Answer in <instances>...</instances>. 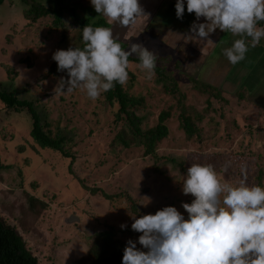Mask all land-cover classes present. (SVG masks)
<instances>
[{"label": "rangeland", "instance_id": "rangeland-1", "mask_svg": "<svg viewBox=\"0 0 264 264\" xmlns=\"http://www.w3.org/2000/svg\"><path fill=\"white\" fill-rule=\"evenodd\" d=\"M27 2L30 5L32 0ZM63 2L73 9L77 21L95 23L103 19L108 24L90 0ZM139 3L146 16L135 26L124 28L114 23L108 27L119 43L128 44L126 51L133 43L142 44L156 53L158 64L165 68L164 78L155 74L147 79L138 65L129 63L128 67L134 77L131 92L144 99V104L134 109L139 117H145L143 128L153 127L162 111L171 110L166 122L168 138L152 157L143 156L141 146L108 147L116 129L113 111L104 103V92L96 100L79 88L71 93L55 92L60 79L68 76L66 71L49 74L57 64L52 56L57 50L78 44L79 37L82 39L79 24L67 12L61 28L55 27L51 16L30 24L23 16L22 0H4L0 5V89L33 101L42 118L52 122L54 134L59 130L73 145L67 146L74 156L71 165L70 159L59 153L39 149L28 135L27 113L0 103V217L24 239L38 264L73 263L85 255L93 231L108 228L125 247L131 239L138 250L146 252L138 243L141 233L131 229L133 216L139 218L173 206L188 218L182 204L191 203L194 197L182 191L186 175L180 164L187 169L192 163L211 164L222 181L236 184L244 179L248 185L264 187V87L249 92L251 82L245 79L247 89L240 88L242 77L238 76L242 73L235 71L247 72V64L253 67L257 63L253 55L232 65L219 42L203 64L218 31L208 37L212 42L190 39L191 24L206 22L203 17L197 21L194 13L185 12L182 20L177 19L176 0ZM42 4L54 6V0ZM227 36L234 37L230 32L225 33ZM247 58L251 59L248 63ZM228 75L231 78L227 79ZM169 78L177 84L178 92H165V87L171 89ZM195 80L218 89L222 99L203 92L199 84L194 85ZM182 109L195 120L202 140H186L179 128ZM78 179H83L88 189H100L115 198L106 201L100 194L90 195ZM28 197L38 200L34 210ZM39 201L47 205L45 211H40Z\"/></svg>", "mask_w": 264, "mask_h": 264}, {"label": "clouds", "instance_id": "clouds-1", "mask_svg": "<svg viewBox=\"0 0 264 264\" xmlns=\"http://www.w3.org/2000/svg\"><path fill=\"white\" fill-rule=\"evenodd\" d=\"M90 2L108 24L131 28L146 16L139 0ZM186 7L197 21L201 17L206 21L191 24L190 39L209 42L210 33L216 29L241 37L223 49L232 65L246 57L245 38H251L253 47L264 38V27H258V22L264 21V0H186ZM184 13L185 0H176L177 19L182 20ZM82 39L83 49L70 47L53 54L57 70L66 71L68 76L60 79L55 92L71 93L79 88L96 100L116 83L123 86L127 82L133 54L147 79L155 75L156 53L137 43L126 51L110 27L87 24ZM182 191L194 197L191 203L182 204L187 219L173 206L155 214L133 216L131 229L141 233L138 243L147 251L138 250L136 242L128 240L122 264H264V187L248 185L244 179L236 184L222 181L213 165L192 163Z\"/></svg>", "mask_w": 264, "mask_h": 264}, {"label": "trees", "instance_id": "trees-1", "mask_svg": "<svg viewBox=\"0 0 264 264\" xmlns=\"http://www.w3.org/2000/svg\"><path fill=\"white\" fill-rule=\"evenodd\" d=\"M3 1L4 0H0V5ZM27 1L22 0V3L25 5L22 13L24 18L30 24L35 23L43 17L51 16L55 27L61 28L63 25V15L67 12L68 15L75 20L77 24H79L81 37L82 29L87 24L92 25L93 27L109 26L103 19L98 20L95 23H89V19H86L85 21L84 19L77 21V16L72 8L68 7L67 9L62 7V4H64L63 0H61V2L59 0H54V6L42 4V1L50 3L51 0H32L30 5ZM258 27H264V21L258 22ZM82 40L83 39L79 37L78 44L73 45L72 48L83 49L84 42ZM121 45L122 48L126 50L128 44L124 43ZM158 59L159 58L157 57L156 68L154 71L158 79H161V77L164 78L166 76V72L165 68L158 64ZM129 63L139 65L140 61L136 56H130ZM57 69V64H53L50 68L49 74L53 71L58 72ZM175 69H177V65H175ZM174 72L175 71H171L170 74ZM128 73L129 79L123 86L116 83L111 90L102 94L105 105L112 109L115 116L112 124L116 129V132L114 133L113 139L108 147L116 144H121L124 149L141 146L143 149V156H156L157 146L168 138L169 132L166 122L171 118V110L162 111L158 116L157 123L153 127L143 128L142 123H144L145 117H139L137 113H135L134 109L142 106L144 104V99L133 95L131 92V88L134 85V77L129 71ZM169 81L172 83L170 86L171 89L168 90V88L165 87V92L169 94L178 92V86L174 82L173 78H169ZM193 83L194 85L199 84L202 91L210 94L212 98L219 100L222 99L220 91L215 87L206 85L198 80H195ZM241 93L242 92H240L238 96H241ZM0 103L3 104L4 108L6 107L7 109H12L15 112L25 111L30 120L28 135L33 144L41 150L57 152L63 158L70 159L71 165L74 161V156L70 152V147L73 146L71 140L64 135H61L59 130H57L54 134L52 131V122H49L46 116H43L42 118L36 109V104L33 101L19 99L13 92L0 89ZM202 117L203 116L196 115V118L200 119ZM178 120L179 128L183 132L186 140H202V136L198 133V125L194 122L195 120L191 116L186 114L184 109H182L181 113L178 115ZM230 137V140L233 141L234 137ZM252 142H255V140ZM179 167L184 175H186L187 168L183 166V164H180ZM20 169L21 168H18L19 174L21 175L22 172ZM259 178L260 176H258V180H260ZM78 182L84 190L89 191L90 195L100 194L106 201H112L115 198L114 195H108L100 189H88L87 186L84 185L83 179H78ZM28 200L30 201L31 208L34 210L36 206L34 204L37 203L38 200L33 197H28ZM38 205L40 207V211H45L47 208V205L42 201H39ZM131 208L135 213H137L134 205H132ZM32 214L35 215L34 213ZM124 248L125 244L117 239L116 232L112 228L93 231V234L90 236V242L88 243L85 255L71 264H122ZM0 264H38L37 258L28 250L24 239L18 234L13 226L4 222L1 217Z\"/></svg>", "mask_w": 264, "mask_h": 264}, {"label": "crops", "instance_id": "crops-1", "mask_svg": "<svg viewBox=\"0 0 264 264\" xmlns=\"http://www.w3.org/2000/svg\"><path fill=\"white\" fill-rule=\"evenodd\" d=\"M185 12H187V7L185 6ZM188 13V12H187ZM189 14V13H188ZM196 18L195 17V14L193 16V19ZM192 19V20H193ZM190 24H188L189 26ZM217 32V35L214 36V42L212 43V46L211 48L209 49V52H208V56H206L202 62L203 64L206 62L207 58L210 56L213 48L219 44V42L222 43V46L224 48H227V47H231V46H228L227 43L230 41L232 44H233V41H232V38L233 39H239L241 37H238V36H234V37H230V36H227L225 37V33L226 32H222L221 30L219 29H216L214 32ZM219 34V35H218ZM213 35V33H210V36L211 37ZM246 39V42H250L247 38ZM226 43V44H225ZM247 57L249 55H253L252 58H255V60L253 61H257V63H255L253 65V67H250L249 64H247L249 67L246 68L247 72H244V70H239L237 68H235V71L239 72V73H242L240 76L238 77H242L240 78L239 80L241 81V84H240V88H244V89H249V92H255L257 90H259L260 88H262V85L264 87V38L261 39L260 43L257 44L255 47L251 46V42L249 43L248 45V52L246 53ZM259 57H258V56ZM251 60V59H248L247 58V63L248 61ZM243 61L239 62V63H243ZM259 62L262 63L261 64V67L259 66ZM231 64V63H230ZM237 65V64H236ZM235 65V66H236ZM245 69V68H244ZM233 75V74H231ZM231 75H228L227 76V79L228 78H231L230 76ZM236 79V78H235ZM245 79H248V81L251 82L250 85H247V88L246 87V82H244ZM238 85V84H237ZM262 96V94H261Z\"/></svg>", "mask_w": 264, "mask_h": 264}, {"label": "water", "instance_id": "water-1", "mask_svg": "<svg viewBox=\"0 0 264 264\" xmlns=\"http://www.w3.org/2000/svg\"><path fill=\"white\" fill-rule=\"evenodd\" d=\"M59 1L61 2V0H59ZM62 7H65V8H67V9H68V7H67L66 5H63V4H62Z\"/></svg>", "mask_w": 264, "mask_h": 264}]
</instances>
